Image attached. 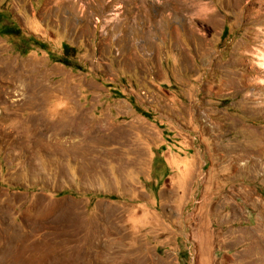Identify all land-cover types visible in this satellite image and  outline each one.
Here are the masks:
<instances>
[{
	"label": "rangeland",
	"instance_id": "1",
	"mask_svg": "<svg viewBox=\"0 0 264 264\" xmlns=\"http://www.w3.org/2000/svg\"><path fill=\"white\" fill-rule=\"evenodd\" d=\"M248 1L0 0V264H264Z\"/></svg>",
	"mask_w": 264,
	"mask_h": 264
},
{
	"label": "trees",
	"instance_id": "2",
	"mask_svg": "<svg viewBox=\"0 0 264 264\" xmlns=\"http://www.w3.org/2000/svg\"><path fill=\"white\" fill-rule=\"evenodd\" d=\"M2 29L4 30H7V32H9L10 34H15V35H18L19 31H20V28L18 27V25L16 24V22L14 21H11V20H8V22L6 24H2L1 20H0V34H4L2 32ZM33 38L29 37L27 39H25L24 41H22L21 44H18L17 46V49L23 53V54H27V52L31 49L29 43L26 41H31ZM35 43H38V42H35ZM42 47H46L45 45L42 44ZM63 51H64V54H68V52L70 51H74L73 48L65 45L64 48H63ZM60 62L66 64V65H69L71 66V61L67 58V56L65 57H60L59 60ZM106 197L105 195L101 194L99 195V197ZM109 198H117V196L115 195H112V196H108Z\"/></svg>",
	"mask_w": 264,
	"mask_h": 264
},
{
	"label": "bare ground",
	"instance_id": "3",
	"mask_svg": "<svg viewBox=\"0 0 264 264\" xmlns=\"http://www.w3.org/2000/svg\"><path fill=\"white\" fill-rule=\"evenodd\" d=\"M253 3L251 0H249L246 4H251ZM256 12V11H255ZM261 12V11H260ZM263 14V12H261ZM257 16V15H256ZM264 106V105H263Z\"/></svg>",
	"mask_w": 264,
	"mask_h": 264
}]
</instances>
